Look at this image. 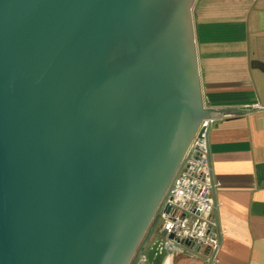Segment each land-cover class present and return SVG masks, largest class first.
Here are the masks:
<instances>
[{
  "label": "water",
  "instance_id": "water-1",
  "mask_svg": "<svg viewBox=\"0 0 264 264\" xmlns=\"http://www.w3.org/2000/svg\"><path fill=\"white\" fill-rule=\"evenodd\" d=\"M196 1L0 0V264H160L193 247L155 227L211 119Z\"/></svg>",
  "mask_w": 264,
  "mask_h": 264
},
{
  "label": "crops",
  "instance_id": "crops-1",
  "mask_svg": "<svg viewBox=\"0 0 264 264\" xmlns=\"http://www.w3.org/2000/svg\"><path fill=\"white\" fill-rule=\"evenodd\" d=\"M196 5L218 249L172 251L160 264H264V0Z\"/></svg>",
  "mask_w": 264,
  "mask_h": 264
},
{
  "label": "built area",
  "instance_id": "built-area-1",
  "mask_svg": "<svg viewBox=\"0 0 264 264\" xmlns=\"http://www.w3.org/2000/svg\"><path fill=\"white\" fill-rule=\"evenodd\" d=\"M212 123V119L201 121L159 205L161 231L193 245L192 248L182 246V253H194L195 247L200 250L210 247L214 252L218 249L213 217L217 185L212 178L208 152Z\"/></svg>",
  "mask_w": 264,
  "mask_h": 264
},
{
  "label": "flooded vegetation",
  "instance_id": "flooded-vegetation-1",
  "mask_svg": "<svg viewBox=\"0 0 264 264\" xmlns=\"http://www.w3.org/2000/svg\"><path fill=\"white\" fill-rule=\"evenodd\" d=\"M155 231L157 233H159L161 231V223H160V220H158L157 223H156Z\"/></svg>",
  "mask_w": 264,
  "mask_h": 264
},
{
  "label": "rangeland",
  "instance_id": "rangeland-1",
  "mask_svg": "<svg viewBox=\"0 0 264 264\" xmlns=\"http://www.w3.org/2000/svg\"><path fill=\"white\" fill-rule=\"evenodd\" d=\"M197 2H198V0L196 1V4H197ZM195 20H193V22H194ZM194 28H195V41H196V26H195V22H194ZM198 49H197V45H196V51H197Z\"/></svg>",
  "mask_w": 264,
  "mask_h": 264
}]
</instances>
